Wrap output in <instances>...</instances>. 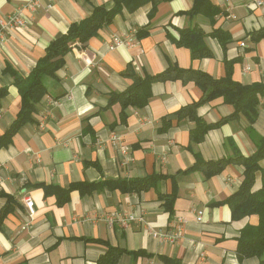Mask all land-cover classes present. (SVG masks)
I'll list each match as a JSON object with an SVG mask.
<instances>
[{"label": "crops", "instance_id": "crops-1", "mask_svg": "<svg viewBox=\"0 0 264 264\" xmlns=\"http://www.w3.org/2000/svg\"><path fill=\"white\" fill-rule=\"evenodd\" d=\"M210 1L219 9L214 16L191 15L194 0L162 2L152 16L151 2L133 11L124 6L85 48L77 44L67 53L57 78L47 80L49 91L35 120L0 149V216L8 197L14 200L0 225V264H97L107 248L96 240L123 249L118 264H260L256 256L240 260L237 254L242 229L256 225L258 216L233 219L226 202L243 182L244 165L232 162L212 176L193 169L198 158L252 156L257 147L248 118L241 114L219 123L234 112L222 97L199 104L190 115L181 109L204 97L183 71L218 80L229 72L225 62L236 60L235 81L264 84V38L257 33L264 29V4ZM99 5L112 8L115 0H0V19L20 12L28 21L0 46V87H8L0 136L22 106L10 70L27 76L54 39ZM194 26L205 31L210 57L195 59L188 47L178 45L182 30ZM217 29L232 37L226 48L213 35ZM115 37L123 42L116 44ZM167 69L170 79L154 81L148 103L127 107L122 120V103H112L110 96L133 84L123 72L144 78ZM193 116L205 122L203 129L209 125L201 139ZM253 128L254 136L264 137V97ZM113 135L119 136L117 143ZM259 165L264 169V159ZM155 175L161 178L144 190L128 191L124 183ZM74 183L97 186L86 193L73 190L61 203L53 187ZM262 183L258 171L252 190ZM111 213L136 218L122 226L107 218ZM178 227L181 236L175 241L162 237Z\"/></svg>", "mask_w": 264, "mask_h": 264}, {"label": "trees", "instance_id": "trees-1", "mask_svg": "<svg viewBox=\"0 0 264 264\" xmlns=\"http://www.w3.org/2000/svg\"><path fill=\"white\" fill-rule=\"evenodd\" d=\"M171 0H115V5L112 8H107L104 5L95 7L93 13L83 18L79 22H73L65 34L54 39L45 49L44 56L39 59L33 70L24 76L17 71L11 69V74L14 78V84L19 89L22 99V106L18 112L16 119L11 124L9 129L0 136V149L7 146L17 134V132L27 123L33 122L34 113L37 110V105L42 101L46 94H48V79H56L57 72L66 64V55L73 48L79 44L81 48H85L90 39L98 35L99 31L104 26L113 23L117 14H119L123 7L129 8L133 11L138 9L143 4L151 2L153 4L150 16L154 14L158 4L168 2ZM219 9L210 0H194L193 7L189 11L191 15L203 13L209 16L217 14ZM264 38V29L257 32ZM141 32L138 33L142 37ZM213 35L217 37L223 48L231 42L232 37L223 29H217ZM206 33L199 27L194 26L182 30L181 37L177 41L178 45L188 47L191 50L192 57L195 59L210 57L211 51L205 41ZM236 62H225L228 68V74L222 79H213L210 75L201 71H183L189 74L188 77L195 79V81L202 87L204 97L201 101L193 103L190 109L188 106L182 110L193 114L195 108L201 104L211 101L215 98L222 97L226 103L233 105L234 112L228 117L222 119L219 123L228 121L231 118L237 117L241 114L245 115L249 122V133L253 136L256 142V151L252 156L244 157L238 155L235 157L222 158L218 161L206 162L197 159L193 169H203L207 176H212L216 173L222 172L226 166L232 162L242 163L244 165V179L239 190L233 194L226 201L232 208L233 219H239L246 216H258V223L256 225L247 224L241 231L238 240L237 254L240 260L248 257H258L260 264H264V169L259 165V161L264 159V137L254 136L255 131L253 123L259 116L261 106V98L264 97V84H250L246 85L237 82L232 77V66ZM8 69V66H7ZM130 69V68H128ZM172 70H166L156 75H146L144 78L139 77L135 72H123L124 75L133 79V84L124 92H113L110 96L111 102H121L123 110L121 112V119L125 120V109L131 107L145 106L152 96L151 85L154 81L170 79ZM182 72V73H183ZM8 94V87H0V110L2 108V99ZM180 111V112H181ZM193 118L197 121L198 127L206 125L205 122L196 116ZM218 123V124H219ZM216 124V125H218ZM209 127V125H207ZM208 127L202 128L198 139H201L207 132ZM262 172V187L253 191L256 173ZM161 176L155 175L153 177L135 178L130 181H125L128 191H140L147 189L152 185V181L159 180ZM97 186V183H74L68 188L53 187L55 194L59 201H67L70 192L73 190H80L86 193ZM174 197L166 198V203L171 209ZM11 201V202H10ZM12 197H8L4 213L0 216V225L2 219L6 216L10 203H13ZM168 207V206H167ZM93 240V239H88ZM97 242L106 246V252L100 256L97 264H118L120 256L123 254V249L113 246L106 241L96 240Z\"/></svg>", "mask_w": 264, "mask_h": 264}, {"label": "built area", "instance_id": "built-area-1", "mask_svg": "<svg viewBox=\"0 0 264 264\" xmlns=\"http://www.w3.org/2000/svg\"><path fill=\"white\" fill-rule=\"evenodd\" d=\"M257 4H264V0H257ZM28 24V21L20 15V12L15 13L14 15H8L6 17H3L0 19V46L5 44L7 41L8 33H11V31H14L16 29L24 28ZM115 43L121 44L123 41L119 37H115ZM127 43L129 45L134 43L133 39H128ZM245 43H242V46H244ZM52 102V100H50ZM112 140L114 143H117L119 140L118 135H113ZM127 149L120 147V151L124 154H127ZM26 204L31 210V212L34 211L33 209V202L31 198H28L26 200ZM111 222L115 219H117L122 226H127L132 220H134L136 217L133 214H118V213H111L107 217ZM198 219H202V213L198 215ZM179 230L175 231L174 233L170 234H161L162 237H164L167 240L175 241L177 238L181 236V227H178Z\"/></svg>", "mask_w": 264, "mask_h": 264}]
</instances>
